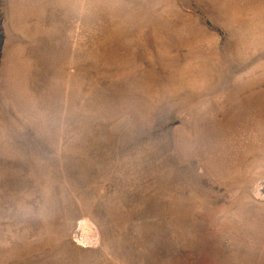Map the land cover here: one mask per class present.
<instances>
[{
    "label": "rangeland",
    "instance_id": "rangeland-1",
    "mask_svg": "<svg viewBox=\"0 0 264 264\" xmlns=\"http://www.w3.org/2000/svg\"><path fill=\"white\" fill-rule=\"evenodd\" d=\"M0 264H264V0H0Z\"/></svg>",
    "mask_w": 264,
    "mask_h": 264
}]
</instances>
